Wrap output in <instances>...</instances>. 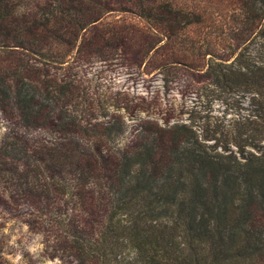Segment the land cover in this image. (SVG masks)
Instances as JSON below:
<instances>
[{
	"label": "trees",
	"instance_id": "16d2710c",
	"mask_svg": "<svg viewBox=\"0 0 264 264\" xmlns=\"http://www.w3.org/2000/svg\"><path fill=\"white\" fill-rule=\"evenodd\" d=\"M198 9L0 0V205L43 216L72 264H264V0H226L220 54L201 53L208 83L231 96L226 121L139 119L120 144L124 97L80 84L81 68L116 51L164 87L168 66L199 69L172 52ZM110 13L144 24L101 23Z\"/></svg>",
	"mask_w": 264,
	"mask_h": 264
},
{
	"label": "rangeland",
	"instance_id": "374dc122",
	"mask_svg": "<svg viewBox=\"0 0 264 264\" xmlns=\"http://www.w3.org/2000/svg\"><path fill=\"white\" fill-rule=\"evenodd\" d=\"M173 1L186 7L199 6V24L192 26L187 36H176L172 47L176 57L182 53L187 55L192 62L201 64L199 69L187 68L180 63L168 66L163 70L167 71L165 76L168 80L167 87H164L163 75L158 70L148 68L144 72L142 67L129 63L126 52L123 58L116 51L115 55L105 60L95 59L89 62L79 72L82 87L97 94L119 92L120 97H124L127 109L118 110L126 125L120 144L129 139L130 130L139 119L150 118L158 124L185 123L197 130L203 125H212L233 117L234 109L227 104L231 96L220 95L208 83L206 66L211 61L208 60V55L201 54L207 47L215 54H220L217 45L221 44L226 28L223 21V5L226 0ZM124 19L134 25L144 24L142 19L121 13H110L101 23L119 24ZM191 39L202 46L199 48L196 43L194 47L187 48ZM142 102L148 106L146 111H140L136 107V104ZM1 206L0 246L6 260L11 264H72L61 253L56 234L50 230L48 221L43 216L37 217L22 202L6 210Z\"/></svg>",
	"mask_w": 264,
	"mask_h": 264
}]
</instances>
